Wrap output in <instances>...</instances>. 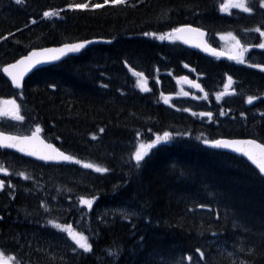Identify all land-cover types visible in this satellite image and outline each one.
I'll return each instance as SVG.
<instances>
[{
  "label": "trees",
  "instance_id": "1",
  "mask_svg": "<svg viewBox=\"0 0 264 264\" xmlns=\"http://www.w3.org/2000/svg\"><path fill=\"white\" fill-rule=\"evenodd\" d=\"M223 2L0 0V107L13 100L16 108L0 130L29 133L39 124L73 157L50 164L0 149L1 250L21 264H264V177L241 156L203 143L247 136L264 143V70L251 66L264 65L257 47L264 6L249 0L250 13L225 14ZM75 3L89 7H67ZM185 24L207 30L215 47L231 33L244 62L161 39ZM88 38L110 43L36 70L22 91L2 74L35 47ZM184 75L196 76L207 98L166 105L161 96H174ZM229 76L235 94L218 98ZM164 131L173 135L138 165L136 145Z\"/></svg>",
  "mask_w": 264,
  "mask_h": 264
},
{
  "label": "snow or ice",
  "instance_id": "2",
  "mask_svg": "<svg viewBox=\"0 0 264 264\" xmlns=\"http://www.w3.org/2000/svg\"><path fill=\"white\" fill-rule=\"evenodd\" d=\"M20 0H17V3H19ZM125 0H103V4L107 5L111 3L112 5L117 4H124ZM262 6H264V0H262ZM69 9H78L83 10L89 7L87 3H75V4H69L67 5ZM102 5L99 3H93L91 4V8L98 9L101 8ZM230 7H237L242 8L243 11L249 12L251 11L250 7L244 6L242 3H233V0H226L225 3L220 4V11L224 12L227 11ZM45 17L49 16V12L45 11L43 14ZM257 31L260 34V37L262 41H264V31H261L260 29H257ZM173 33L180 34L177 38H184L183 33H196L199 36H203L204 32L200 28H192L191 25L185 24L178 28L172 29ZM145 36H149L150 33H143ZM151 35H154L151 34ZM227 36L230 37L235 43L233 44V48L240 49V43L236 40L234 36H232L231 33H227ZM163 39V37H161ZM221 39H224V36H221ZM93 41L89 40H83L77 43H65L62 44L58 48H45L41 49L39 51L33 50L32 52H29L27 56L21 57L20 60L16 61V64H9L6 67L3 68V73H6L9 77H11L12 83L19 88L20 87V80L23 78L24 74L29 71V69H34L36 66L46 64L53 61L60 60L61 57L66 56L70 53H77L83 50L87 45L92 43ZM184 42L187 43L188 40L184 38ZM199 46V45H197ZM206 51H212L215 54V50L209 48L207 45L204 46ZM258 48L264 49V42H261L259 45H257ZM222 55V53H220ZM243 52L237 51L235 55L229 56V59H235L239 63H243ZM252 67H260L261 70H264V65H251ZM187 67V65H185ZM182 79L187 80V77H182ZM229 81H231V77H228ZM189 84H191L194 88L200 89V84L195 83L194 81H187ZM49 87H55V85H49ZM227 87V85H225ZM187 95V93H185ZM219 95V94H218ZM254 97H249L248 101L252 102ZM6 103L12 104V113L15 114L16 108H15V101L9 100L6 101ZM165 103H168L167 99H165ZM201 116H207L209 118L212 117L211 112H202L200 114ZM223 115V113H221ZM243 115V113H241ZM17 119H23V117L17 116ZM103 131V129H101ZM41 132V127L39 124H36L35 131L32 133L31 137H11V136H4L2 133H0V146H5V141H11L10 143H7L6 146L9 148H17L20 152L26 153L29 156H38L39 159L45 160V161H52V160H63V161H72L73 157L65 155L63 152H60L58 149L54 148L52 144L45 143L44 140L40 139L39 133ZM139 135V134H138ZM173 134L164 131L162 135H157L155 140H153L150 144L147 146L141 144L139 146V149L134 154V159L138 163V165L145 159L146 153H144L143 149L145 147L151 149L154 145L159 144L160 142H167L169 138ZM184 135H187V133H184ZM59 139V137H57ZM199 139V137H197ZM27 141V146H24V142ZM206 145H212L217 148H233L236 152L243 153L250 161H252L254 164L257 165L259 168V171L261 173H264V145L258 144L255 139H249V140H225V139H205L203 141ZM75 163L79 164L80 161H75ZM84 167L86 168H93V165L91 164H85ZM95 171L97 173H103L107 171L104 168L96 167ZM0 172H6V169L0 168ZM4 181L0 180V187H3ZM95 199V198H93ZM80 203L82 205H87L89 208L93 205V200L84 199L81 198ZM71 235V233H69ZM84 239L83 236H81L80 240ZM80 240H76V244L79 245L80 248H82L85 252H88L91 250L90 245L86 243H81ZM199 252L200 249H197ZM3 256V253H0V257ZM201 256H203V253H201Z\"/></svg>",
  "mask_w": 264,
  "mask_h": 264
},
{
  "label": "water",
  "instance_id": "3",
  "mask_svg": "<svg viewBox=\"0 0 264 264\" xmlns=\"http://www.w3.org/2000/svg\"><path fill=\"white\" fill-rule=\"evenodd\" d=\"M192 28H198V27H194V26H191ZM201 29V28H200ZM203 32H204V35L203 36H199L197 35L196 33H188V32H185L183 33V37L186 38L188 40L187 43L184 42V38H178L179 41L184 45L186 46L187 48H190L192 50H195V51H198V52H201L205 55H209V56H216V55H221L220 53H222L221 50L219 49H216V48H212V47H209L208 44H207V31L201 29ZM176 34V33H175ZM178 35L180 34H176V36L178 37ZM89 41H93L92 43H90L89 45H87L83 50H81L80 52H77V53H70V54H67L66 56L64 57H61L60 60L58 61H53V62H49V63H46V64H42V65H39V66H36L34 69H29L28 72H26L23 76V78L20 80V87L17 88L13 83H12V80H11V77H9L6 73H3V75L11 82L12 86L14 87V89H17V90H22L23 87H24V83L25 81L30 77V75L37 69H40V68H44V67H47V66H51V65H54V64H57L59 62H62L64 61L65 59H67L68 57L70 56H78L80 55L83 51H85L90 45L94 44V43H97V42H102L103 40L101 39H90ZM77 42H80V41H76V42H68V43H77ZM65 44V43H64ZM62 45V44H61ZM61 45H55V46H47V47H42V48H34L32 50H30L29 52H32L33 50H36V51H39L41 49H45V48H58L60 47ZM199 45V46H197ZM205 45H207L209 48L211 49H214L215 50V54L212 52V51H206L205 50ZM28 52V53H29ZM28 53L24 56H27ZM223 55V53H222ZM21 58H19L18 60H20ZM16 60V61H18ZM16 61L13 62V63H9V64H16ZM7 64V65H9ZM7 65H5L4 67H6ZM3 67V68H4ZM3 68H2V72H3ZM189 81V80H186V82ZM195 83H198L197 81H194ZM188 83V82H187ZM189 84V83H188ZM0 133H2L4 136H11V137H18V138H23V137H31L32 133L29 134V135H20V134H13V133H6V132H2L0 131ZM39 136H40V139L44 140L45 143H50L53 145L54 148L58 149V147L52 143V142H49L47 141L43 135L41 133H39ZM220 139H225V140H249V138H220ZM252 139V138H251ZM256 140V139H255ZM258 144H262L260 143L258 140H256ZM11 141H5V146H0V148L2 149H9L11 151H14L16 153H20L26 157H29L33 160H39V161H43V162H47V163H54V164H65V163H69L70 161H63V160H60V159H57V160H52V161H45V160H41L39 159L38 156H29L27 155L26 153H22L20 152L17 148H9L6 146L7 143H10ZM28 142L25 141L24 142V146H27ZM263 145V144H262ZM212 149H215L217 151H226V152H231V153H234V154H241L244 158H246L247 161H249L255 168H257L259 170V168L257 167L256 164H254L252 161H250L248 159V157H246L243 153H239V152H236L233 148H217V147H214L212 146ZM60 152H63L65 155H68V156H71L70 154H68L66 151L64 150H60L58 149ZM263 177H264V173H262Z\"/></svg>",
  "mask_w": 264,
  "mask_h": 264
},
{
  "label": "rangeland",
  "instance_id": "4",
  "mask_svg": "<svg viewBox=\"0 0 264 264\" xmlns=\"http://www.w3.org/2000/svg\"><path fill=\"white\" fill-rule=\"evenodd\" d=\"M248 1L249 0H233V3H242L244 6L248 7ZM225 2H226V0H224V3ZM234 10L243 11L242 8L230 7V8L227 9V11H224V12L232 13V11H234ZM163 38L164 39H168L169 41H176L177 40L175 34L172 31H170L168 34L164 35ZM234 43H235V41H233L232 39L223 41L224 52L228 55V57L232 56V55H235L237 53V51H242L243 52V57L242 58L246 57V50L244 49V46L240 44L241 48L240 49H235V48H233V44ZM183 80L184 79H182V77L178 78L179 91H178L177 97H192V98H194L196 100H202L204 98H207L206 92L201 87H200V89H197V88L194 89V88L186 85L183 82ZM231 88L234 90L233 86ZM227 92H228V89H226V87H224L222 89V91L219 93V95H216V96L218 98H221L223 96H226ZM185 93H187V95H185ZM163 100L165 101V99H163ZM167 101H168V104H173V98H170V99L168 98ZM12 108H13L12 104L4 102L1 105V107H0V119L13 117V113L11 111ZM140 145L141 144L136 145V148H135V150L133 152V157H134L135 152L139 149ZM143 145H145V144H143ZM145 146H147V145H145ZM143 151L147 155L148 152H149V148L145 147L143 149ZM74 236H75V234H74ZM0 253H3V256L0 257V264H21L15 256L7 254V253H5V252H3L1 250H0Z\"/></svg>",
  "mask_w": 264,
  "mask_h": 264
},
{
  "label": "bare ground",
  "instance_id": "5",
  "mask_svg": "<svg viewBox=\"0 0 264 264\" xmlns=\"http://www.w3.org/2000/svg\"><path fill=\"white\" fill-rule=\"evenodd\" d=\"M190 25V24H189ZM182 25H180V26H178V27H181ZM191 26H193V25H191ZM177 27V28H178ZM90 39H100V38H88V39H84V40H90ZM101 40H103L102 42H97V43H94V44H92V45H95V44H98V43H103V42H106V43H110V41L109 40H105V39H101ZM78 41H83V40H78ZM74 42H76V41H74ZM112 43V42H111ZM219 43V42H218ZM64 44V43H63ZM92 45H90V46H92ZM89 46V47H90ZM46 47V46H45ZM88 47V48H89ZM36 48V47H35ZM39 48H42V47H39ZM87 48V49H88ZM86 49V50H87ZM85 50V51H86ZM263 50V49H262ZM85 51H83L80 55H82ZM192 51H195V50H192ZM29 52V51H28ZM27 52V53H28ZM195 52H198V51H195ZM26 53V54H27ZM198 53H200V54H202V55H204V56H207V57H209V55H205V54H203V53H201V52H198ZM25 54V55H26ZM80 55H78V56H80ZM78 56H70V57H78ZM69 58V57H68ZM60 63V62H59ZM58 64V63H57ZM55 65V64H54ZM4 66V65H3ZM52 66V65H51ZM48 67V66H47ZM184 76H187V75H184ZM226 85V84H225ZM225 85H224V87H225ZM224 87H222V89L224 88ZM222 89H221V91H222ZM226 89H228V92H227V95L225 96V97H231V96H233L234 94H235V89L233 90L232 88L230 89L229 87H226ZM230 89V90H229ZM219 90V89H218ZM178 91L179 90H177V92H176V94L174 95V96H171V97H167V96H161V98H162V102H164L165 103V101L163 100V99H170V98H173V104H168V103H165L166 105H168V106H170V107H174V104H175V99L176 98H178L177 97V94H178ZM220 91V92H221ZM216 92V91H215ZM219 92V93H220ZM188 99V98H187ZM201 112H204V111H200V112H198V116L199 117H204V118H206L207 120H209V121H211L212 120V118H209V117H207V116H201L200 115V113ZM237 126V125H236ZM240 126H242V125H240ZM239 126V127H240ZM237 130H238V128H237ZM237 132V131H236ZM235 138H249V139H256V140H258L260 143H262L263 145H264V143L263 142H261L259 139H257V138H255V137H253V136H247V137H235ZM149 152H150V149H149ZM148 152V153H149ZM220 152H226V151H220ZM227 153H230V154H233V155H239V156H241L247 163H249L253 168H255L249 161H247L246 160V158H244L241 154H234V153H231V152H227ZM257 171H259L257 168H255Z\"/></svg>",
  "mask_w": 264,
  "mask_h": 264
},
{
  "label": "flooded vegetation",
  "instance_id": "6",
  "mask_svg": "<svg viewBox=\"0 0 264 264\" xmlns=\"http://www.w3.org/2000/svg\"><path fill=\"white\" fill-rule=\"evenodd\" d=\"M11 255V254H10ZM13 256V255H12Z\"/></svg>",
  "mask_w": 264,
  "mask_h": 264
}]
</instances>
